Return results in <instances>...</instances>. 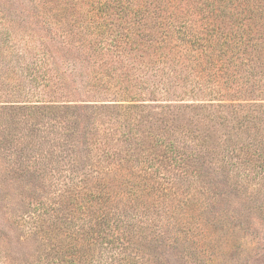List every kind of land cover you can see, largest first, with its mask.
<instances>
[{"label": "trees", "instance_id": "obj_1", "mask_svg": "<svg viewBox=\"0 0 264 264\" xmlns=\"http://www.w3.org/2000/svg\"><path fill=\"white\" fill-rule=\"evenodd\" d=\"M3 1L0 144L67 181L0 192V264H150L212 241L220 184L264 200V0Z\"/></svg>", "mask_w": 264, "mask_h": 264}, {"label": "rangeland", "instance_id": "obj_2", "mask_svg": "<svg viewBox=\"0 0 264 264\" xmlns=\"http://www.w3.org/2000/svg\"><path fill=\"white\" fill-rule=\"evenodd\" d=\"M10 2L12 4L17 0H9ZM18 3L26 6L22 2ZM52 4L55 3L46 2L45 7ZM58 55V70H67V53L60 51ZM8 140L12 141L10 135ZM13 143H5L3 147L0 144V192L7 193L6 188L8 191L20 190L25 180L29 179L37 187L28 189L26 193L43 197L54 191L56 184L67 181L66 158L60 160L59 157H53L51 164L43 165L46 179H42L34 173H25L24 168L21 170L22 150L15 148ZM37 146L41 145L36 144ZM227 188L224 184L215 188L218 195L224 193L213 208V212L220 217L219 222L209 220L210 224L207 225L213 233L212 241L197 245L182 242L158 243L151 248L150 264H264V200H258V197L250 194L243 196L248 194L245 189H240L241 194L238 195L234 191L228 193ZM2 223L6 221L3 219ZM2 228L1 225L0 236L5 233L9 235ZM3 245L0 241V246Z\"/></svg>", "mask_w": 264, "mask_h": 264}]
</instances>
